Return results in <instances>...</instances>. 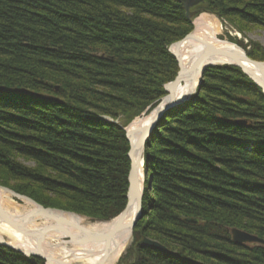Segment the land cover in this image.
I'll list each match as a JSON object with an SVG mask.
<instances>
[{
  "label": "trees",
  "instance_id": "trees-1",
  "mask_svg": "<svg viewBox=\"0 0 264 264\" xmlns=\"http://www.w3.org/2000/svg\"><path fill=\"white\" fill-rule=\"evenodd\" d=\"M196 12L245 37L264 30V0H205ZM185 15L174 0H0V185L101 221L120 215L129 143L103 116L127 126L163 99L179 74L168 47L193 31ZM206 72L146 145L153 185L137 228L178 259L139 247L142 264H264V245L230 235L264 239V93L239 68ZM0 264L45 263L0 246Z\"/></svg>",
  "mask_w": 264,
  "mask_h": 264
},
{
  "label": "water",
  "instance_id": "water-1",
  "mask_svg": "<svg viewBox=\"0 0 264 264\" xmlns=\"http://www.w3.org/2000/svg\"><path fill=\"white\" fill-rule=\"evenodd\" d=\"M178 3H181L183 7L185 8L187 12V18L190 20L192 19V16H194V13H191V9L202 4L204 0H176ZM193 21V20H192ZM194 24V29H195V22ZM195 31H193L192 34L188 35L185 40L188 41H193L196 40L198 41L202 47L203 51L198 53L195 57L194 60L192 61L193 63L190 65L189 68L183 65V62L181 61V53L179 49L181 48L182 44L184 41L174 44L169 48V52L173 53L177 59V62H179V74L177 78L172 82L166 85L165 90L168 96H166L163 101L161 102L160 105L157 106V109H155L151 115V124L148 126L142 125L137 126L138 128H132L131 127L126 129L127 131V140L130 142L131 145V150H130V161L132 163L131 171H130V178H129V190L127 193V206L124 212L114 221V226L111 231L103 233V235H90L91 233L88 232V234L92 237L89 241L96 242L99 244H104V243H109L112 241V238L114 235L119 233L120 231H125V230H134V227L137 223V221L140 219V216L143 214V197H144V191L142 190L141 186V181L139 179L140 176V170L143 165V159H144V154H145V146L146 142L149 139V136L152 134L154 128L156 125L159 123V121L164 118V115L174 109V107H177L179 105L184 104L187 100H189L192 95H194L195 91L197 90V87L201 84V80L205 76V73L208 69L215 68L216 66H233L236 68H240L243 70L244 74L250 78L252 81H254L263 91H264V86H263V81L259 80L256 75L251 71L246 68L245 63H250L251 65H254L258 70H260L264 76V63L260 62H255L254 60L250 59L249 56H247L246 52L243 51L242 49L235 47V49H230L222 46L219 44L213 45L207 41H201L195 36ZM221 42V41H220ZM224 43V42H223ZM237 48V49H236ZM222 61V62H221ZM264 78V77H263ZM264 80V79H263ZM184 86H187L189 88V93L187 94L188 97L185 99L183 102H179V98L177 95V91L179 88H183ZM143 118L142 120H144ZM142 120H140L142 122ZM3 189V188H2ZM5 190H8L10 194H12L13 197H16L17 199L23 200L30 202L32 204H36L33 200L29 199L28 197H23L19 194H16L15 192L13 193L11 190L5 188ZM135 206V208H133ZM136 211V218L134 221L126 223V219L128 220L129 213L130 211ZM62 212L48 209L46 210L44 207L41 205L37 206V209L34 210L30 215L26 217L24 220H14L12 219L6 212H3L1 207H0V221L3 223L6 222L10 226H12L15 230L17 229L21 233L25 234H30V236L34 239L37 240L38 243L41 245L43 244V240L45 238V233L46 232H32L28 228V224L31 223L32 220L36 218H43L44 220H49L52 222L54 221L55 217L57 216H62ZM43 216V217H41ZM45 217V218H44ZM51 218V219H48ZM37 220V219H36ZM35 220V223H36ZM34 225V223L32 224ZM69 223L65 220L59 221L56 226L58 230L62 231L65 237H68L70 241L78 242L79 239L75 236L70 237L69 231H66L65 226H68ZM70 226V225H69ZM234 241L236 243H240L241 241L243 242H256L259 241V239L256 237H253L249 234H243L239 231L234 230ZM95 238V240H93ZM86 241V240H85ZM87 242V241H86ZM80 243V242H78ZM143 246L149 247L154 246L152 241L146 240V242L141 243ZM0 245L2 246H7L15 251L22 252L18 247H14L11 244H8L7 241L0 236ZM25 255H33L35 257H41L43 258L47 264H51V260L47 259L41 252L38 250V252H28L24 253ZM62 264V263H60Z\"/></svg>",
  "mask_w": 264,
  "mask_h": 264
},
{
  "label": "bare ground",
  "instance_id": "bare-ground-1",
  "mask_svg": "<svg viewBox=\"0 0 264 264\" xmlns=\"http://www.w3.org/2000/svg\"><path fill=\"white\" fill-rule=\"evenodd\" d=\"M180 5L182 4L180 3ZM195 26H196L195 36L201 41L205 40L213 45L219 46V44H221L222 46L226 48L235 49L233 44L229 43L228 41L224 43L223 41L220 42L219 36L224 31V27H222L220 22H218V20L215 17L212 18L209 15L203 14L202 17L196 20ZM182 41L184 42L181 48L179 49L181 53L180 59L183 62V65L185 64V66L189 68L190 65L193 63L192 61L194 60V57L198 53L203 51L202 50L203 47L196 40L187 42V40H185L184 38L182 39ZM244 66H246L248 70H251L259 80H262L263 86H264V80H263L264 76L262 72L258 70L254 65H251L250 63L249 64L245 63ZM204 78L205 77H203V79L200 82L201 84L198 87H200L203 84ZM188 93H189V88L187 86H184L183 88H179V90L177 91L179 102L185 101V99L188 97L187 95ZM140 120L138 119V121H136V123L132 125V128H138L137 126L142 127V125L148 126L151 124V121H152V119L150 118L144 119L142 120V122ZM108 122L113 123L111 120ZM118 127L119 129L121 128V126L119 125ZM153 132L149 136V139L146 142V144L150 141V138L153 135ZM145 177L146 175L143 171V168L141 167L139 179L141 181L142 186H143L142 182L145 181ZM5 188L6 187H3L2 189L0 186V207L3 212H6V214H8L14 220L15 219L16 220L26 219L28 215H30L32 212H34L35 209H37L38 205H41L42 207H44L43 204L39 203L37 200H33L32 198L26 195H25L26 197L33 200L36 204H32L30 202H27L26 200L23 201V200L17 199L16 197H13L12 194L8 192V190H5ZM144 189L145 188L143 187L142 190ZM11 191L13 193L15 192L16 194L21 195L15 190L14 191L11 190ZM21 196L25 197L24 195H21ZM126 196H127V193H126ZM12 197L16 198L17 200L21 202H26L27 203L26 206L24 208L20 207L18 204H16L15 201L12 200ZM126 198H128V196ZM126 206H127V203H126ZM133 208H135V206H133ZM45 209L48 210L50 208L47 207ZM60 212H62L61 213L62 216L60 215V216L55 217L54 219V221H56L55 223L51 222L48 225H44V226L43 225L40 226L39 224H37V226H35L36 224L35 220L37 219L36 218L32 220L31 223L28 224V228L32 232H36V233L46 232L42 245L38 243L36 239L32 238L30 234L21 233L17 229L15 230L8 223L6 222L3 223L2 221H0V236L3 237L7 241L8 244H11L14 247H18L22 251L21 254L24 255L26 258H35V256L33 255L27 256L24 253L38 252L39 250L41 254H43L47 259L51 260V264H60V263L62 264H118L119 262L118 260L125 253L127 245L131 241V238L133 236V231L131 230L120 231L119 233L114 235V237L112 238V241H110L109 243L99 244L96 242L89 241L90 239H92L91 237L92 234L93 235H96V234L103 235V233H106L112 230L114 223H103V224L98 225L94 222L88 221L87 219L83 217L79 218L73 214H69L68 212H65V210L64 211L60 210ZM128 217L129 219L128 220L126 219V223L134 221L136 218V211L135 210L130 211ZM48 219H51V218H48ZM62 220L67 221L70 225V226L69 225L65 226L66 231H69V233L71 234L70 237L71 236L77 237L79 239L78 242L80 243L74 242V241L65 242L63 240L65 236L63 232L58 230L56 226V224ZM33 223L34 225H32ZM231 230H234V229H231ZM88 232L91 233V234L89 233L91 236L88 234ZM93 240H95V238H93ZM159 249L157 247L156 251H158ZM172 264H177V263L172 262Z\"/></svg>",
  "mask_w": 264,
  "mask_h": 264
},
{
  "label": "rangeland",
  "instance_id": "rangeland-1",
  "mask_svg": "<svg viewBox=\"0 0 264 264\" xmlns=\"http://www.w3.org/2000/svg\"><path fill=\"white\" fill-rule=\"evenodd\" d=\"M177 4H179L180 5V3H178L176 0H174ZM186 12V11H185ZM194 13V16H192V19L190 20L189 18H188V20L190 21V23H191V25H192V29H193V31L195 30L194 29V24H193V22H195L194 21V17H195V19L196 18H200V16L202 17L203 16V14H205V15H209V16H211L212 18H216L217 20H218V22H220V24L222 25V27H224V31L220 34V36H219V40L222 42H226V41H228L229 43H231V44H233L234 46H236V47H238V48H240V49H242L243 51H245L246 52V54H247V56H249L248 55V51H250L252 48H251V42H254V43H260V45L261 46H263L264 47V30H261V29H258V30H256V31H253L252 33H249L248 35H247V37H245V36H243L237 29H235L234 27H232L226 20H223L221 17H218L217 15H215V14H211V13H208V12H204L203 14H201V15H199V16H197L196 17V14H197V12H196V7H194V8H192L191 9V13ZM186 18H187V12H186ZM193 20V21H192ZM197 20V19H196ZM192 31V32H193ZM239 43H243L244 44V47H247V49H245V48H243V46H240V44ZM169 48L170 47H168V52H169ZM171 53V52H170ZM171 54H173V53H171ZM174 55V54H173ZM175 56V55H174ZM176 58V57H175ZM256 61V60H255ZM257 62H259V61H257ZM261 62H263V61H261ZM223 67H226V66H223ZM233 67V66H232ZM236 68V67H235ZM207 73V72H206ZM206 73H205V75H206ZM205 77V76H204ZM203 85V84H202ZM201 85V86H202ZM201 86L200 87H197V90L195 91V93H194V95H192V98L194 97V96H196V93H197V91L201 88ZM259 87V86H258ZM260 88V87H259ZM261 89V88H260ZM262 90V89H261ZM263 91V90H262ZM263 93H264V91H263ZM166 96H168L167 94H165V96L163 97V99L166 97ZM5 99V98H4ZM163 99L160 101V102H156V103H154V104H152L151 106H149V108L148 109H146L140 116H137V117H134L133 118V120L131 121V123H129L127 126H122V125H124V121H126V119L124 118V116H120V120L119 119H113L112 117H106V116H103V118H105V119H107L108 121H112L116 126H121V128L122 129H124V131H125V138H126V140H127V131H126V129H127V127H128V130H129V128L131 127V125L132 124H134V123H136V121H138V119L140 120H142L143 118H145V119H148V118H150L151 117V115H152V113H153V111L155 110V109H157V106L158 105H160L161 104V102L163 101ZM188 102V101H187ZM172 110H174V109H172ZM171 111V110H170ZM170 111H168L167 113H169ZM166 113V114H167ZM165 114V115H166ZM164 115V116H165ZM151 119V118H150ZM161 121V120H160ZM159 121V122H160ZM253 122V121H252ZM243 123V122H242ZM245 123L246 122H244V125H245ZM254 123V122H253ZM248 124H251L252 125V123H248ZM158 125V124H157ZM157 125H156V127H157ZM250 126V125H249ZM155 127V128H156ZM154 128V129H155ZM128 141V140H127ZM128 143H129V148H128V154H127V158H128V163L130 164L129 166H130V169H129V171H128V176H127V185H128V187H127V193H128V190H129V187H130V185H129V178H130V171H131V167H132V163H131V161H130V158H129V156H130V150H131V145H130V142L128 141ZM147 145V144H146ZM145 150H146V146H145ZM145 155H146V151H145V154H144V159H143V165H142V168H143V171H144V173H145V175H146V177H145V181L144 182H142L143 183V186H142V188L144 187L145 189L143 190L144 191V197H143V206H144V204H145V191H146V189L147 188H150L151 187V185H153L152 184V179H153V176H152V173H150L151 172V170H150V168L147 166V162H146V160H145ZM28 166H32V164H30V163H28L27 164ZM141 171V170H140ZM1 186V185H0ZM3 187H5V186H1V188H3ZM7 188V187H6ZM9 189V188H8ZM11 190V189H10ZM51 198V197H50ZM12 200L13 201H15L16 202V204H18L20 207H22V208H24L25 206H26V202H21V201H19V200H17L16 198H13L12 197ZM47 201V200H46ZM126 203H127V201H126ZM30 204V203H29ZM48 207V206H47ZM46 206H44V208H47ZM125 207H126V205H125ZM145 207V206H144ZM48 208H50V209H52V210H57V211H60V210H62V209H55V208H53V207H48ZM126 209V208H125ZM62 211H64V210H62ZM65 212H68V211H65ZM124 211H122L121 213H120V215L123 213ZM144 208H143V214H142V216H140V219L137 221V223H136V225H135V227H134V230H133V236H132V238H131V241L128 243V245H127V248H126V251H125V253L120 257V259L118 260L119 262H118V264H142V263H146V258H144L143 257V255L145 256V252L146 251H156L157 250V247H158V251H160V252H163V253H167L168 255H170V254H173L174 255V257H177L178 256V253H176V251H173L172 249H171V247H170V245L168 244V243H166V242H164V244L167 246V248L165 247V245H163V244H161L159 241L157 242V241H154V240H152V239H150V238H142L141 237V230L139 229V228H137V225H138V223L140 222V221H142L143 219H144V217H143V215H144ZM69 214H73V215H75V216H77V217H79V218H81V217H83V218H85V219H87L88 221H91V222H94V223H96V224H103V223H114V221L120 216V215H116L115 217H114V219H111V220H103V221H101V220H98V219H94L93 217L92 218H90V217H88V216H85V215H80V214H76L75 212H68ZM52 221H47V220H44V219H42V218H37V222H36V224H35V226H37V224H39L40 226H44V225H48L49 223H51ZM46 223V224H45ZM55 223V222H54ZM234 230H236V231H239V232H241V233H243V234H249L248 232H244V231H242V230H240V229H236V228H234ZM234 230H232L231 232H230V235H232V242H233V244L234 245H239V246H246V244L247 245H250V246H257V245H264V239H262V238H260V237H258L257 235L256 236H254V235H251V234H249V235H251V236H253V237H257L258 239H259V241H257V243L256 242H248V241H246V242H243V241H241L240 243H236L235 241H234V238H235V235H234ZM150 240V241H152V243H153V245L154 246H157V247H152V246H149V247H146V246H143L141 243H143V242H146V240ZM65 242H69L70 240L68 239V237L66 238V237H64V239H63ZM3 247H5V246H3ZM7 247V246H6ZM139 247H141L142 249H144V251L145 252H143V251H140L139 250ZM169 247V248H168ZM17 252V251H16ZM171 252V253H170ZM19 253H21V252H19ZM143 254V255H142ZM142 255V256H141ZM35 258H39V257H35ZM41 258V257H40ZM41 259H43V258H41ZM177 259H178V257H177ZM45 261V260H44ZM45 264H47V262L45 261L44 262Z\"/></svg>",
  "mask_w": 264,
  "mask_h": 264
}]
</instances>
